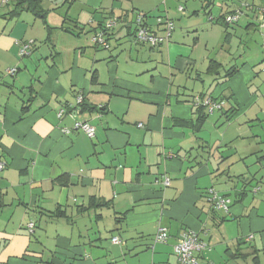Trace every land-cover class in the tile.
Segmentation results:
<instances>
[{
    "label": "crops",
    "instance_id": "crops-1",
    "mask_svg": "<svg viewBox=\"0 0 264 264\" xmlns=\"http://www.w3.org/2000/svg\"><path fill=\"white\" fill-rule=\"evenodd\" d=\"M14 2L0 0V264H176L185 232L204 244L198 264H264V188L247 162L264 134H250L264 126V0H203L199 22L179 17L180 0H41L43 18L11 17ZM236 9L235 25L216 23ZM138 14L151 29L170 20L169 40L138 43ZM109 19L106 50L92 37ZM214 26L224 60L198 55ZM210 61L220 67L209 73ZM203 98L229 120L215 111L197 127ZM255 163L263 169L264 155ZM209 189L228 213L211 209ZM161 228L166 243L155 242Z\"/></svg>",
    "mask_w": 264,
    "mask_h": 264
},
{
    "label": "built area",
    "instance_id": "built-area-1",
    "mask_svg": "<svg viewBox=\"0 0 264 264\" xmlns=\"http://www.w3.org/2000/svg\"><path fill=\"white\" fill-rule=\"evenodd\" d=\"M179 11L182 12L183 9L180 7ZM241 15V9H236L230 14H226L223 17V21L225 24L233 25L238 22ZM147 16L143 14L136 15L133 26H134V36L133 38L142 44H146L151 48L162 45L164 42L168 41L171 37V33L173 30V23L164 18H156L155 29H151V27L147 24ZM117 20L109 19L104 23L102 29L98 30L94 36L92 37L93 45L100 47L102 49L108 50L110 48L108 44V38L106 33H109L115 26ZM159 31V32H158ZM32 42L25 43L21 45L19 55L20 57L28 56L30 54V48L32 46ZM16 70L12 69L7 71L8 75H14ZM82 103V96H78L76 98V105L69 106L73 113L79 111V105ZM202 105L207 107L209 112H212L218 105L213 103L209 98L202 101ZM65 110H60L58 113V117L61 118ZM141 127V125L139 126ZM73 131H81L87 137L92 138L95 134V128L87 123L76 122L72 127ZM65 134L69 133V130H64ZM5 168V164L0 161V172ZM164 185L168 186V179L164 180ZM258 190L254 189L253 192L256 193ZM208 194V202L210 204L211 209L214 211H222L228 213L230 200L220 196L213 189H209L207 191ZM33 224L28 225V229L31 231L33 228ZM168 239V235L165 229L161 228L158 230L155 236L156 243H166ZM113 243H119L117 238L112 240ZM204 249V244L198 236L193 232H185L183 233L176 244L173 246V253L176 258V264H198L197 254Z\"/></svg>",
    "mask_w": 264,
    "mask_h": 264
},
{
    "label": "rangeland",
    "instance_id": "rangeland-1",
    "mask_svg": "<svg viewBox=\"0 0 264 264\" xmlns=\"http://www.w3.org/2000/svg\"><path fill=\"white\" fill-rule=\"evenodd\" d=\"M202 3H203V0H180L181 8L184 9V11H183L184 13L183 12H181V13H183L184 16L182 15V16H179V17H182V19H185V20H187V19H193L194 18L197 22H199L195 18V16L193 15V12L196 11L198 13V16H201L202 18H205V13L202 10V6H201ZM212 12L214 14H216V10L215 9H213ZM149 16L152 17V14H149ZM153 16H156V15H153ZM176 22H179V21H176ZM155 24H156V18H155ZM222 30L223 29L221 27L214 26L212 30H210L208 32L200 33V42H199V48H198V55L201 58L203 56L204 58H208V60H209L210 57L211 58L212 57L220 58L221 60H224L225 59V56L224 55H222V57H221L217 53L218 50H219V48H218V44H219L218 37L223 32ZM89 37H90V35H88V34L83 36V38H87V40H89ZM222 41H223V38H222ZM205 42H208V44H209L206 49L204 48ZM213 45L216 47L215 51H213L212 49H210V47L213 46ZM225 48H226V46H225ZM203 64L204 65H201V67H205L207 65L205 62H203ZM259 80H264V76L261 75V74H259ZM262 128L264 129V126L263 127H256L255 126L254 127V131L250 132V134H256L257 135L258 129L260 130ZM252 140H247L245 142L246 143L245 144V147L246 148L248 147V145L251 144ZM263 140H264V134L262 133V137H260L259 139L257 138V140H255V143H257L258 145L255 146L254 143L252 144V146H253L252 148L253 149H251V150H255V147H257V149L259 151L261 150V153H259L258 156H260V154H263L264 155V142H263ZM253 152H255V151H253ZM258 156H255V155L254 156H249L248 159H247L248 160L247 162L252 164L251 165L252 167L249 168V171L251 172V175L253 177H255L257 181H259V182L262 181L260 186L262 188H264V163L262 165V168L263 169H261L259 166H256V163L255 162H256V159H257Z\"/></svg>",
    "mask_w": 264,
    "mask_h": 264
},
{
    "label": "trees",
    "instance_id": "trees-1",
    "mask_svg": "<svg viewBox=\"0 0 264 264\" xmlns=\"http://www.w3.org/2000/svg\"><path fill=\"white\" fill-rule=\"evenodd\" d=\"M15 2H14V9L12 10V12L9 14L11 17H16V16H18L22 11H30L31 13H33L35 16H37V17H40V18H43L44 17V11L42 10V8L41 7H39V2L41 1V0H14ZM67 3H70L72 0H65ZM233 12V11H232ZM232 12H229V13H227V14H230V13H232ZM143 15H145V16H148L147 14H143ZM226 15V14H225ZM223 17H224V15L218 20L217 19V21H216V23H220L224 28H228V27H230L231 25H228V24H225L224 23V21H223ZM104 23L105 22H103V23H100L99 25H98V30H100V29H102L103 28V26H104ZM236 24V23H235ZM235 24H233V25H235ZM61 30L62 31H64V32H66V33H70V34H73L74 36H79L80 35V28L79 27H77V25H72V26H70V25H64V26H62L61 27ZM79 30V31H78ZM98 30H93V36H94V34L98 31ZM91 32V31H90ZM106 36H107V38L109 37V33H106ZM95 46V45H94ZM97 47V46H96ZM217 67H220V64L219 63H217V62H215V61H210V63H209V66H208V71H209V73L210 72H212V71H214V69H216ZM236 72V69H230V70H228L227 72H226V75H227V77H229V76H231L232 74H234ZM203 100H205V98H203ZM203 100H200V104L199 105H201V108H200V110L202 109H205V112L204 111H201L200 113H199V123H198V125H197V127H200L201 126V124L204 122V120H205V118H206V116L207 115H210V114H212L213 112H215V111H218V112H220V113H222L221 112V107H220V104H218L216 101H213L212 99V101L213 102H215V104H217L218 105V108H216L215 110H213L212 112H209V110H208V108L207 107H205V106H203L202 105V101ZM222 114H224V116H226V118H225V121L227 122L228 120H229V115L230 114H232V112H223ZM213 210V209H212ZM214 211V210H213Z\"/></svg>",
    "mask_w": 264,
    "mask_h": 264
}]
</instances>
